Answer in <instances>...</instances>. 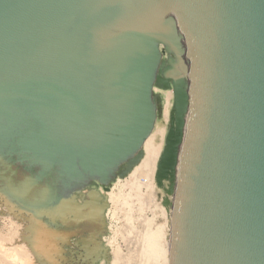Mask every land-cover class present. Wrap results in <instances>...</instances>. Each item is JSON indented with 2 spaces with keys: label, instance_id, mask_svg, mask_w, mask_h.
Returning <instances> with one entry per match:
<instances>
[{
  "label": "water",
  "instance_id": "water-1",
  "mask_svg": "<svg viewBox=\"0 0 264 264\" xmlns=\"http://www.w3.org/2000/svg\"><path fill=\"white\" fill-rule=\"evenodd\" d=\"M162 91L169 263L264 264V0H0L1 214L38 264H111Z\"/></svg>",
  "mask_w": 264,
  "mask_h": 264
},
{
  "label": "bare ground",
  "instance_id": "bare-ground-1",
  "mask_svg": "<svg viewBox=\"0 0 264 264\" xmlns=\"http://www.w3.org/2000/svg\"><path fill=\"white\" fill-rule=\"evenodd\" d=\"M163 97H165V96H163ZM168 104H169V102H168ZM168 107L166 106V110ZM158 123H160V122H158ZM152 138L153 137L150 136L149 139L145 143V149H147V151H148L147 157L145 156L146 157L145 161H147V163L143 162L144 164H146L145 166L141 163V165L143 166V167H141V169L143 168L142 171L140 170V168H137L140 170V171L139 170L138 171H139V173H141V175H131L130 177H132V179L129 180V182L127 180V183H129V185L133 189H135V190L138 189L137 190L138 195L143 196L144 202H146V208L150 209L151 214H153V217H149L147 214H144L143 212H138L137 217L134 219L137 221L136 225H132V223L129 222V217L127 218V221L129 223L127 222L128 224H126L127 225V231L126 232H128V236H130V238H129V246L130 247H128L130 249L126 255L124 254L125 256L120 254L118 256L117 260L113 264L132 263L130 261H134V264H157V261L160 264H169V232H168V230L170 228L171 213H168L165 210V208L161 204H159L158 201H156V190H155L156 184L154 183V179H153L155 177H153L152 178L153 180H152L150 178L151 176L149 177V175H148L149 173L151 174V172H153V175H155L156 167H157L156 162H157V158H158V154H157L158 152L156 150V147L153 143ZM150 170H151V172H149ZM119 180H121V179H119ZM141 186L146 188L145 192L139 191ZM110 196L113 198L114 193L111 192ZM111 200L112 199H109V202H111ZM7 220H8V218H7ZM9 220L14 221L12 218ZM8 223L10 224V222H8ZM15 223H17V222H15ZM15 223H14V225H15ZM10 225H12V222ZM7 226H8V224H7ZM134 228H137V230L135 231V233L133 235H130ZM13 229H16V227H14ZM9 230H10V227H9L8 231ZM19 232H20V229H19V231L14 232V233L10 231L9 234L12 233L11 234L12 237L10 236V239H8L9 238L8 236H7L8 238L5 237V235L2 236V234H3L2 233V234H0V241L7 239V240L13 242V240H15V238H17L20 235ZM15 233H17V234H15ZM3 237H5V238H3ZM142 238L145 239L144 242L142 241L143 240ZM4 241H6V240H4ZM16 246H18V247H16ZM15 249H17V250H15ZM1 253L4 255L3 257L6 259V261H8L7 264H12V263L13 264H23V263L24 264H30L31 259L29 258V252H28L26 246L24 247L23 245H13V246H10L8 248V250H6V252L4 251ZM1 255H0V257H1ZM28 259H30V260H28ZM126 262H128V263H126Z\"/></svg>",
  "mask_w": 264,
  "mask_h": 264
},
{
  "label": "rangeland",
  "instance_id": "rangeland-1",
  "mask_svg": "<svg viewBox=\"0 0 264 264\" xmlns=\"http://www.w3.org/2000/svg\"><path fill=\"white\" fill-rule=\"evenodd\" d=\"M164 92L165 91H162L163 96H165L164 97V100H165L164 103L167 107L169 106L170 108L168 107L167 110L168 109L169 110L167 111L166 106L164 105L163 115L158 120V122H160V123L157 122L155 131L151 135L153 137L152 138L153 143H154L156 150L158 152L157 153L158 154L157 162H158L160 153H161L163 145H164L165 135H166L167 130H168L169 114H170V110H171V106H172V98H173L172 91H166L165 93ZM168 102H169V104H168ZM145 153H146L145 156L147 157V155H148L147 149H145ZM146 157H144L142 159L140 164H138L127 177L119 178L121 180L117 179V181H115L111 185V189L108 192L109 199H112V200L110 202V206H109L108 211H107L108 212L107 213L108 224H109L108 225V232L104 235V238H105V243L111 247V251H112L111 264H113L117 260V258L120 254L125 256L130 249V248H128V247H130L129 246L130 236H128V232H126L127 231V225L126 224H128L130 222V223H132V225H136L137 221L134 219L137 217L138 212H143L144 214H147L149 217H153V214H151L150 209L146 208V202H144L143 196L138 195V193H137L138 189L137 190L133 189L129 185V183H127V180L129 182V180L132 179V177H130L131 175H141V173H139V171L140 170L142 171V169H143V168L141 169V167H143L141 165V163L144 166L146 165V164H144V163H147V161H145ZM157 162H156V165H157ZM137 168H140V170ZM149 172H151V170ZM151 174L149 173L148 175H149V177L151 176L150 178L152 179L153 177H155V175H153V172H151ZM153 179H154V183L156 184V189H155L156 190V201H158L159 204H161L168 213H171L170 212L171 211L170 206L165 205L163 202L166 199L171 200L172 196L170 194H168L166 192V190L163 189V187H159L157 185L155 178H153ZM165 185H167L166 182H165ZM145 190H146V188L143 186H141V188L139 189V191H141V192H145ZM111 192L114 193L113 198L110 196ZM3 208L4 207H0V234L3 233L2 236L3 235H5V237L8 236L9 238L8 237L7 238L10 239V236L12 237V235H11L12 233L9 234L10 231L14 233V232L19 231V229H20L19 234H21L22 224L20 222L16 221L13 218V216H11L9 214H1V210ZM128 217H129V222L127 221ZM7 218H8V220H7ZM11 218L17 223H15L12 220H9ZM8 222H10V224L12 222V225H10ZM14 223H15V225H14ZM7 224H8V226H7ZM9 227H10V230L8 231ZM12 227L13 228L16 227V229H13ZM136 230H137V228H134L132 230V232L130 231L131 232L130 235H133ZM15 234H17V233H15ZM5 237H3V238H5ZM4 240H6V241H4ZM4 240L0 241V247L2 248V249L0 248V255L2 254L1 252H4V251L6 252V250H8V248L10 246H13V245H23L25 247V244L19 242L20 241V235L17 238H15V240H13V242L9 241L7 239H4ZM142 241L144 242L145 239H143ZM16 247H18V246H16ZM26 248H27V246H26ZM15 250H17V249H15ZM27 250L29 252V258L31 259V260L28 259V260H30V264H38L35 261L30 250L28 248H27ZM3 256L4 255L2 254L0 257V264H7L8 261H6V259ZM103 262L105 263V261H103ZM130 262H132V263H128V262H126V263L134 264V261H130ZM157 264H160V263L157 261Z\"/></svg>",
  "mask_w": 264,
  "mask_h": 264
},
{
  "label": "flooded vegetation",
  "instance_id": "flooded-vegetation-1",
  "mask_svg": "<svg viewBox=\"0 0 264 264\" xmlns=\"http://www.w3.org/2000/svg\"><path fill=\"white\" fill-rule=\"evenodd\" d=\"M107 211H108V210H107ZM107 220H108V217H107ZM100 228H101V226L99 225V226H98V230H100ZM103 238H104V236H103ZM104 240H105V238H104ZM103 261H104V260H101L100 264H105Z\"/></svg>",
  "mask_w": 264,
  "mask_h": 264
}]
</instances>
